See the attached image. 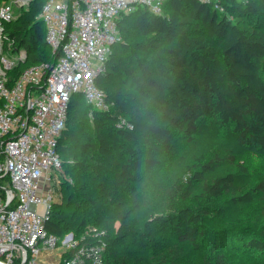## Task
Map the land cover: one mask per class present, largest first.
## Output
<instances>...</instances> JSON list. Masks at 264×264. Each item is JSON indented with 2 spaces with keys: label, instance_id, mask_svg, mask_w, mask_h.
Instances as JSON below:
<instances>
[{
  "label": "trees",
  "instance_id": "1",
  "mask_svg": "<svg viewBox=\"0 0 264 264\" xmlns=\"http://www.w3.org/2000/svg\"><path fill=\"white\" fill-rule=\"evenodd\" d=\"M45 1L30 0L5 24L11 51L26 52L10 78L54 59L39 18ZM117 24L119 39L96 78L111 105L98 111L71 96L57 151L72 183L51 203L45 229L80 237L119 220L105 236L109 264H137L131 251L115 247L129 236L154 253L147 264H229L224 244L244 236V247L264 259V163L259 181L244 189L251 173L239 159L249 146L264 151V0H166L160 14L137 6ZM176 138L183 144L172 153ZM149 153L170 159L166 186L152 178L177 205L157 211L152 202L125 198L144 161L158 163L139 158ZM255 199L251 224L236 229ZM122 204L124 213L116 211ZM212 217L218 224L207 222ZM86 237L80 246L101 241ZM193 252H201L198 261L189 259Z\"/></svg>",
  "mask_w": 264,
  "mask_h": 264
},
{
  "label": "built area",
  "instance_id": "2",
  "mask_svg": "<svg viewBox=\"0 0 264 264\" xmlns=\"http://www.w3.org/2000/svg\"><path fill=\"white\" fill-rule=\"evenodd\" d=\"M29 1L0 5V264H46L44 256L58 244L63 252L76 249L86 235L101 241L80 246L59 264H109L104 230L89 227L80 237L68 231L59 238L44 227L53 202L51 182L62 167L57 141L73 94L95 110L109 109L96 78L119 39L121 15L137 6L160 14L166 0H46L39 18L54 59L10 78L26 52L11 51L5 24Z\"/></svg>",
  "mask_w": 264,
  "mask_h": 264
},
{
  "label": "rangeland",
  "instance_id": "3",
  "mask_svg": "<svg viewBox=\"0 0 264 264\" xmlns=\"http://www.w3.org/2000/svg\"><path fill=\"white\" fill-rule=\"evenodd\" d=\"M182 144L183 142L178 140L177 138L173 139L171 152L177 153L179 148L182 147ZM146 157L157 158L158 163L152 165L144 161L138 180L127 186V190L125 192V198L127 199L128 202L131 201L152 202L157 211H160L163 208L172 206L174 204L177 205L178 202L176 201L173 204L167 201V198L163 196L161 190L156 188V185L154 184L152 178L153 173H155L159 177L162 188L166 186L168 172H169L168 165L170 159L168 158V156H166L163 153L161 154L149 153V154H142L139 156V158L142 159H146ZM239 159L248 167L251 173L250 181L244 189L253 187L262 176L264 151L258 150L254 146H249L246 149L245 153L239 156ZM71 183H72V178L69 176V173H67L66 170L63 167H61L60 173L58 174L55 173L54 179L51 182L53 188L52 191L53 201H58L61 196V189L67 188V185H71ZM222 199H220L217 202H220ZM258 210H259L258 203L257 200L255 199L253 203L248 204L243 208L239 216V219L236 222L235 228L243 229L244 227L249 226L253 220L254 215L258 212ZM104 211L107 215H111L114 213V211L113 212L108 210H104ZM116 211L124 213L126 211L125 205L124 204L120 205ZM127 221L135 228H138L133 217L129 218ZM207 222L213 225L218 224L217 219L215 217L208 219ZM118 224H119V220H114L111 228H109L108 226L104 228H100V227H95V228L97 230L100 229L105 230L103 236V238L105 239V236L107 237V235H109L110 237V235H112L115 232V229L118 226ZM102 225H103V220L99 222V226ZM135 241L136 240L135 238H133V236L131 237L129 236L126 238V240H124V242H122L121 244L115 247L119 251H123V250L131 251L132 257L138 259L137 264H147L152 259L154 253L151 251H145L143 249L136 248ZM246 241L247 238H245L244 236L243 240L241 241H233L230 244L229 243L224 244L223 249L225 254L227 255L229 264H264V259L260 258L255 252L251 251L250 248L244 247ZM63 251H64L63 248L58 244L52 253L44 256L46 264L61 263ZM200 256H201V252H196V253L193 252L190 254L189 259L192 261H198L200 259Z\"/></svg>",
  "mask_w": 264,
  "mask_h": 264
}]
</instances>
